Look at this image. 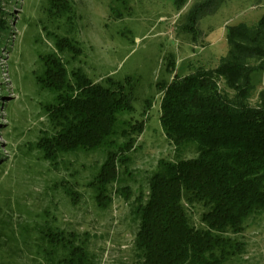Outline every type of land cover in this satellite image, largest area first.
Wrapping results in <instances>:
<instances>
[{"label": "rangeland", "instance_id": "1", "mask_svg": "<svg viewBox=\"0 0 264 264\" xmlns=\"http://www.w3.org/2000/svg\"><path fill=\"white\" fill-rule=\"evenodd\" d=\"M52 1L0 0L9 28L0 36V264H70L71 248L84 250L82 263L138 264L139 207L159 163L196 156L194 146L177 149L165 135L163 90L175 75L218 67L229 53V28L256 26L264 0H216L196 23L189 16L207 0H58L62 10H49ZM48 55L69 77L80 69L132 92L133 109L118 113L107 144L44 157L43 141L56 134L48 111L56 98L36 77ZM252 84L250 103L258 106L264 71L252 73ZM109 154L111 183L102 172ZM202 212L195 210L197 225ZM233 237L244 247L229 264H264V212Z\"/></svg>", "mask_w": 264, "mask_h": 264}, {"label": "trees", "instance_id": "2", "mask_svg": "<svg viewBox=\"0 0 264 264\" xmlns=\"http://www.w3.org/2000/svg\"><path fill=\"white\" fill-rule=\"evenodd\" d=\"M216 3L207 0L203 9L197 7L191 23ZM51 4L49 10H62L58 0ZM8 34V21L0 20V36ZM227 39L229 53L218 67L175 75L163 90V131L177 149L194 146L196 156L159 163L139 207L138 264H229L244 247L233 236L245 231L251 216L264 212V97L258 106L250 103L252 73L264 71V16L254 27H230ZM58 44L69 46L66 39ZM42 60L45 70L37 83L56 98L48 107L56 134L43 141L44 157L56 161L64 153L107 144L116 134L118 113L133 109L132 92L118 82L95 83L80 69L69 77L55 56ZM137 127L142 130L143 124ZM108 159L102 170L106 179L116 174L113 156ZM98 177L103 185L109 181L101 173ZM199 207L197 225L193 216ZM84 256L82 248H71L69 263L88 264L82 263Z\"/></svg>", "mask_w": 264, "mask_h": 264}]
</instances>
